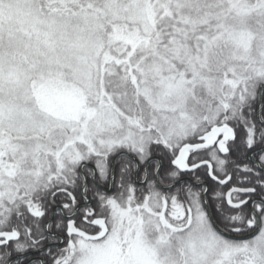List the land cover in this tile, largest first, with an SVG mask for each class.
I'll return each mask as SVG.
<instances>
[{
	"label": "snow or ice",
	"instance_id": "1",
	"mask_svg": "<svg viewBox=\"0 0 264 264\" xmlns=\"http://www.w3.org/2000/svg\"><path fill=\"white\" fill-rule=\"evenodd\" d=\"M0 264H264V0H0Z\"/></svg>",
	"mask_w": 264,
	"mask_h": 264
}]
</instances>
